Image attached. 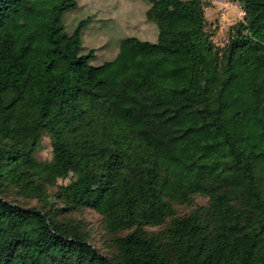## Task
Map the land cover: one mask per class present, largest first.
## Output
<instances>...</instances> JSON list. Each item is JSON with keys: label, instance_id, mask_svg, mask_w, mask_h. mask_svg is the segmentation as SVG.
I'll use <instances>...</instances> for the list:
<instances>
[{"label": "trees", "instance_id": "obj_1", "mask_svg": "<svg viewBox=\"0 0 264 264\" xmlns=\"http://www.w3.org/2000/svg\"><path fill=\"white\" fill-rule=\"evenodd\" d=\"M230 1L221 49L209 0H147L95 64L76 0H0V264H264V0Z\"/></svg>", "mask_w": 264, "mask_h": 264}, {"label": "rangeland", "instance_id": "obj_2", "mask_svg": "<svg viewBox=\"0 0 264 264\" xmlns=\"http://www.w3.org/2000/svg\"><path fill=\"white\" fill-rule=\"evenodd\" d=\"M76 3L77 8L63 16L65 32L68 34L73 32L79 21L91 18L90 24L82 34V47L83 52L95 51V64L113 60L117 54L118 42L123 38L135 37L141 41L156 42V29L145 19L147 0H76ZM216 3L217 5L210 4L205 7L208 9L205 15L206 31L218 32L221 35L225 28L230 30L232 26L241 22L243 17L239 16L238 4L236 7H228L224 5L223 0H216ZM222 14L224 19L221 17ZM220 24L223 25L222 32L218 31ZM36 159L51 160V148L47 137L42 139ZM196 203L204 204L205 200L197 199ZM83 217L94 233L96 247H101L100 218L91 211L84 213Z\"/></svg>", "mask_w": 264, "mask_h": 264}, {"label": "built area", "instance_id": "obj_3", "mask_svg": "<svg viewBox=\"0 0 264 264\" xmlns=\"http://www.w3.org/2000/svg\"><path fill=\"white\" fill-rule=\"evenodd\" d=\"M210 1V0H209ZM224 1V5L225 6H228V7H236V4L237 3H234V2H231L230 0H223ZM209 3V2H208ZM210 4H212V5H217V3H216V0H212V1H210V3L207 5V6H209ZM207 6H205V7H207ZM204 7V9H203V13H204V19H205V15H206V13H207V11H208V9L207 8H205ZM239 16L240 17H244V12L242 11V9H241V7H240V9H239ZM222 18H223V14H222V16H221ZM224 19V18H223ZM205 22H206V19H205ZM222 30H223V25H219V32H222ZM223 33H225L224 35H223ZM229 33H230V30L228 29V28H225L224 29V31L222 32V34L220 35V34H218V32L217 33H215V32H209V34H210V37H209V40L211 41V43H212V45L215 47V48H219V49H221V48H223L226 44H227V42H228V38H229Z\"/></svg>", "mask_w": 264, "mask_h": 264}]
</instances>
